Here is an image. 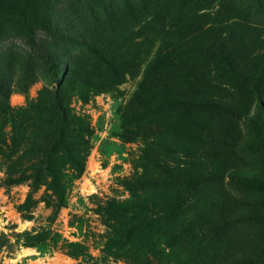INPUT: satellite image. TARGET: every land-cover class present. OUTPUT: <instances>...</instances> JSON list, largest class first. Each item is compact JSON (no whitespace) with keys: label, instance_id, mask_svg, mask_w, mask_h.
<instances>
[{"label":"rangeland","instance_id":"obj_1","mask_svg":"<svg viewBox=\"0 0 264 264\" xmlns=\"http://www.w3.org/2000/svg\"><path fill=\"white\" fill-rule=\"evenodd\" d=\"M200 1L185 0L182 5L179 0H0L4 6L36 10L54 30L81 44L53 39L29 15L24 17L38 45L63 70L65 107L69 117L80 121L71 122L66 136L87 146L82 174L75 179L73 166L65 168L66 203L57 208L42 171L52 127L41 113L47 105L44 90L52 92L58 87L45 83V68L29 53L18 19L0 14V241H7L0 249V264H177L150 253L136 255L134 260L107 245L119 225L129 224L134 216L132 212L111 217L110 207L133 202L135 196L146 197L131 192L136 178L160 175L152 164L183 169L190 176H224L231 169L247 168L264 178V154L240 149L244 142L254 141L241 120L232 122L238 148L230 151L221 145L227 119L170 103L210 100L241 105L251 88L230 80L225 65L211 54L222 42L229 47L236 43L250 63L264 59V29L250 33L244 15L221 12V0ZM232 1L245 7L243 1ZM250 16L259 24L260 17ZM185 37L189 39L186 50L169 55L170 67L145 78L148 63ZM96 52L119 66L121 83L114 84ZM163 86L171 90L169 101L156 96L151 110L133 99L138 94L142 102L147 101ZM220 147L224 151L217 154ZM36 173L38 184L32 188ZM165 191L169 199L177 198L181 187H165ZM182 192L186 212L176 220L177 235L183 234L184 226L199 212L211 221L221 219L223 194L252 203L260 200L257 194L227 187L224 180ZM28 195L31 208L26 215L30 219H25L16 207ZM251 211L248 207L239 210L247 215ZM154 214L147 215L148 220L141 217V225L151 222L150 218L157 220L151 223L160 224L164 210L156 208ZM224 216L231 218L232 213ZM39 231L58 237L38 249L14 243L15 233ZM193 234L194 239L185 244L191 248L181 251L187 263L181 264H236L229 262L230 256L252 254L259 237L258 229L240 225L217 234L197 227ZM66 244L80 248L70 250ZM261 259L258 264H264V253Z\"/></svg>","mask_w":264,"mask_h":264},{"label":"trees","instance_id":"obj_2","mask_svg":"<svg viewBox=\"0 0 264 264\" xmlns=\"http://www.w3.org/2000/svg\"><path fill=\"white\" fill-rule=\"evenodd\" d=\"M179 1L182 5H185V0ZM240 1L244 2L245 7L237 5L232 0H221V12L235 17H242L244 15L245 19L249 21L248 30L250 33L258 29H264L261 26V24H264V0ZM200 2L207 3L206 0H201ZM3 13L18 19L21 26L20 33L29 53L36 57L45 68V83L58 87L52 92L46 90L43 92V99L47 105L41 113V118L52 127V132L48 144L43 151L41 165L42 171L48 178L47 188L55 196L56 207L62 208L66 203L65 168L71 164L75 171L74 178H78L84 169L83 163L87 153V146L77 138L68 139L66 136L71 122L78 124L80 121L68 116V110L64 103V93L61 90L62 83L60 76L63 70L54 62L51 53L38 45L34 37V31L24 23V17L29 15L35 26L53 39L68 45L77 46L81 44L74 38L54 30L36 10H31L28 6L10 7L0 4V14ZM251 14L260 17L259 24L252 22ZM188 43L189 39L185 37L171 50H165V53H158L146 66L145 78L148 75L166 71L170 67L169 55L186 50ZM231 45L232 47H229L222 42L218 49L215 51L211 50V54H216L225 65L227 70L225 74L230 77V80H237L246 87L251 88V92L247 93L241 105L234 106L210 100H203L201 102L189 100L173 102V100H170V103L174 106H181L194 111L213 113L227 119L224 125V136L221 145L228 146L230 151L238 148L233 138L232 122L234 120H241L248 132L253 136L254 141L252 143L244 142L240 146V149L242 151L261 152L264 154V59L259 58L250 63L247 61V57H244L246 55H242L240 46L234 42ZM95 55L113 76L114 84L121 83L123 72L119 69V66L104 59L97 52ZM141 87L145 88L143 83ZM100 90H105V88ZM157 94H151V97L143 102L138 94H135L133 99L138 104L143 105L146 110H151L152 99L155 100L156 96L160 95L165 102H168L171 90L169 87L163 86L158 90ZM0 95L3 97L1 87ZM5 110L7 111L6 107ZM222 151H224V148L220 147L216 153L219 154ZM152 165L156 167L155 170L160 175L136 178L130 185L131 192H141L146 197L140 200L135 196L133 202L127 201L120 205L115 204L108 210L109 215L114 218L121 217L124 213H134L130 223L120 224L117 231L109 238L107 242L108 247L134 260L137 259L136 255L150 253L158 259H163L164 262L181 264L182 262L187 263L186 254L181 251L191 248L185 244L190 243L194 239V228L200 227L207 233L217 234L221 233L223 229L240 225L258 229L257 246L252 250V254L250 255L230 256L229 262L236 264H258V262L262 261L261 257L262 253H264V178L255 170L247 168L231 169L224 176L222 174L190 176L183 169H170L159 164ZM162 175L166 179L162 180ZM38 180L39 176L36 173L32 179V188L38 184ZM219 180H224L225 185L229 188L257 194L260 200L252 203L223 194L219 201V214L223 215L221 219L211 221L206 218L205 213L199 212L184 226L182 229L183 234L177 235L176 220L186 212L184 209L185 196L182 191L187 190L192 192L206 182ZM175 185L181 187V194H178L177 198L169 199V193L165 191V187ZM242 207L250 208L252 210L251 215L239 212ZM30 208V195L27 196L22 204L16 207L17 211L25 219H30V216L26 215V212ZM156 208L164 210V216L159 221L160 224L151 223L157 220L149 217L151 222L142 226L140 222L141 217L148 220L147 215L151 217L155 215L154 209ZM226 212L232 213V217L227 218L224 216ZM57 237L56 234L51 236L50 233L43 231L34 234L26 232L13 234L15 244H20L25 248L36 249L45 245L48 239L52 243L55 242ZM6 243L7 241L1 240L0 249ZM65 247L70 250H78L80 248L77 244H66Z\"/></svg>","mask_w":264,"mask_h":264}]
</instances>
